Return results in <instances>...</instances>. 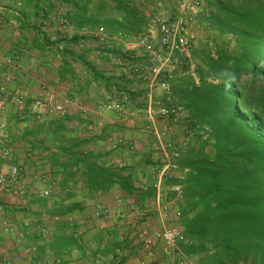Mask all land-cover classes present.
<instances>
[{"label": "crops", "instance_id": "1", "mask_svg": "<svg viewBox=\"0 0 264 264\" xmlns=\"http://www.w3.org/2000/svg\"><path fill=\"white\" fill-rule=\"evenodd\" d=\"M57 1L3 0L2 4L0 137L10 139L9 144H3L10 154L3 156L0 144V172L7 173L10 165L20 172L16 191L0 190V221L9 223L7 229L0 227V264H35L45 258H55L60 264H98L100 258V264H111L117 256L124 264H178L162 245L153 252L144 251L136 239L135 224L125 221L130 216L129 204L145 207L150 199L139 193L135 184L151 178L149 167L156 157L150 140L155 142V137L145 119L146 83L132 70L124 72L110 65L109 60L111 56H134L142 70L144 54L119 40H110L108 46L98 45L88 33L100 26L92 31L78 28L70 20L76 8L64 0ZM142 3L138 9L147 14L151 7ZM89 8L93 10L92 5ZM201 17L198 14L197 24L191 26L193 37ZM51 18L66 19L70 32L60 24L43 26L42 21ZM51 38L56 41L52 43ZM201 39L202 47L210 45L206 36ZM80 40L84 47L77 49L75 42ZM192 58L191 54V62ZM189 80L177 77L172 88ZM52 94L57 100L51 103L63 105L64 114L55 113L47 125L24 118L32 101H50ZM107 96L127 99L125 121L114 122L112 113L95 112ZM155 99L164 101L161 92ZM187 117L184 111L173 127V140L189 141L193 128ZM182 125L188 130L180 137L176 129ZM111 140L120 145L116 151L109 148ZM80 157L85 161L78 163ZM111 161L121 162L122 167L112 169ZM86 163L112 172L125 182L129 192L118 183L105 182L99 189L92 186ZM41 177L54 185L41 183ZM44 189L51 191L49 198L40 197ZM96 205L109 209L110 216L94 220ZM149 222L152 231L160 229L155 218ZM38 226L46 231L41 238L34 237ZM31 246L36 248V258L28 260ZM16 255L18 260L14 259ZM185 264H197L196 257L188 256Z\"/></svg>", "mask_w": 264, "mask_h": 264}, {"label": "trees", "instance_id": "2", "mask_svg": "<svg viewBox=\"0 0 264 264\" xmlns=\"http://www.w3.org/2000/svg\"><path fill=\"white\" fill-rule=\"evenodd\" d=\"M93 1L64 0L76 8L70 20L78 28L130 37L148 22L131 0ZM207 10L210 45L200 52L198 82L172 88L193 128L179 161V227L188 240L180 247L197 264H264V0H208ZM224 72L236 77L230 90ZM84 165L97 189L127 188L112 172Z\"/></svg>", "mask_w": 264, "mask_h": 264}, {"label": "built area", "instance_id": "3", "mask_svg": "<svg viewBox=\"0 0 264 264\" xmlns=\"http://www.w3.org/2000/svg\"><path fill=\"white\" fill-rule=\"evenodd\" d=\"M58 3L57 0H51ZM144 5L163 11L166 8L167 0H142ZM175 14L173 17L166 16L163 13L150 16L143 31L135 36L123 37L121 35H111L103 27L96 31L88 33L96 39L98 45L108 46L110 40H119L129 43L135 48L140 49L145 58V65L141 70L134 62L135 57L111 56L109 64L120 67L124 72L132 70L134 76L146 83V117L149 124L148 129L155 137L153 145L155 151V161L149 167L150 180H140L135 184L139 193L147 194L151 190L153 196L148 199L145 207L129 204L130 216L125 221L129 225L135 224V236L146 252H153L157 245H162L164 252L174 259L178 264H185L188 256L182 251L180 245L188 243L187 238L178 227L182 218L181 207L184 202V189L181 182L184 174L179 170V161L183 148L188 141L178 142L173 140L174 126L181 119L184 110L181 106L172 105V82L177 78L189 77L195 83L198 82L197 66L191 62V50L194 37L191 33V26L195 24L196 17L205 9L207 16L208 0H171ZM2 4L0 0V28L4 26L2 17ZM43 26H52L60 24L66 31L70 32V24L66 19L59 21L51 18L42 21ZM202 38V35L199 36ZM50 41L54 43L55 38ZM77 49H82L84 43L75 42ZM59 50L62 47L58 48ZM170 67V69L168 68ZM172 68V69H171ZM178 69V71H177ZM177 72V73H176ZM161 92L164 101L155 99V94ZM57 100L55 94L51 95V100H34L31 103L30 112L24 116L27 121L30 117L41 124L47 125L48 120L55 114H64L63 105L52 104ZM21 99H18L20 104ZM127 99L125 97L107 96L104 103L99 105L95 112L99 115L112 113L114 122H123L126 120ZM162 124L161 128L157 123ZM8 137H0L2 145V155L7 157L10 149L3 144H9ZM111 151L119 148L117 141H109ZM112 169H119L122 163L111 161ZM19 169L15 165H10L7 173L0 172V190L16 191ZM41 183L54 185L47 177L40 178ZM42 198H49L51 191L44 189L39 193ZM1 210V208H0ZM109 209L96 205L93 218L96 221L109 217ZM155 218L160 225V229L152 231L150 219ZM27 225V223H25ZM0 227L7 229L9 223L7 220L0 221ZM103 228L101 224L98 225ZM45 230L38 226L34 232V237L41 238L45 235ZM28 260L36 258V248L31 246L28 250ZM15 260L19 256L14 257ZM5 261V260H4ZM7 262V261H6ZM102 260L98 258L96 263L100 264ZM35 264H60L55 258L40 259ZM102 264H110L104 262ZM111 264H124L120 256L112 259Z\"/></svg>", "mask_w": 264, "mask_h": 264}, {"label": "rangeland", "instance_id": "4", "mask_svg": "<svg viewBox=\"0 0 264 264\" xmlns=\"http://www.w3.org/2000/svg\"><path fill=\"white\" fill-rule=\"evenodd\" d=\"M134 4H136L137 6H139L141 3H140V1L141 0H131ZM95 2H97V0H94L93 1V3H95ZM142 4H144V3H142ZM147 9V8H146ZM149 11H147V14L145 13V15L147 16H153V15H157V14H161V13H163V14H165L166 16H169V17H173L174 16V14H175V10H174V8H173V5H172V2H171V0H167V5H166V8H165V10H163V11H157V10H155V9H148ZM206 10V9H205ZM205 10L201 13L202 14V17H201V19L199 20V23H198V25H199V27H194V29H196L197 31H198V33H195V31H194V34H195V36H194V38H195V40L193 41V46H192V50H191V54L193 55V58H192V60H194V61H192L196 66H197V64L199 63V61H200V52H201V50H203V48L204 47H206V46H203L202 47V44L199 42L200 41V39H199V35H202V39H204L205 38V36H208V37H210L211 36V33L208 31V29H207V25H206V21H205V18H206V13H205ZM208 11V10H207ZM196 24H197V22H196ZM196 26V25H195ZM205 35V36H204ZM201 39V40H202ZM157 125H158V127L159 128H161V126H162V124L160 123V122H158L157 123ZM187 128V127H186ZM186 128H184V126L182 125V127H180V128H178V130L176 129V134L179 132V135H180V137L181 136H183L184 135V133L188 130V129H186ZM148 131V130H147ZM174 133H175V129H174ZM148 141V140H147ZM151 141V143L152 144H154L155 142L153 141V140H150ZM154 142V143H153ZM144 201V203L146 202V200H143Z\"/></svg>", "mask_w": 264, "mask_h": 264}, {"label": "clouds", "instance_id": "5", "mask_svg": "<svg viewBox=\"0 0 264 264\" xmlns=\"http://www.w3.org/2000/svg\"><path fill=\"white\" fill-rule=\"evenodd\" d=\"M236 77L231 72H224V82L227 89H231Z\"/></svg>", "mask_w": 264, "mask_h": 264}]
</instances>
